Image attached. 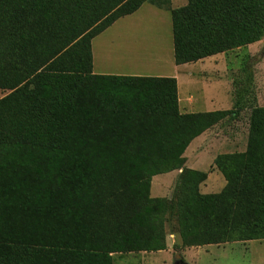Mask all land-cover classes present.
Listing matches in <instances>:
<instances>
[{"label": "trees", "instance_id": "16d2710c", "mask_svg": "<svg viewBox=\"0 0 264 264\" xmlns=\"http://www.w3.org/2000/svg\"><path fill=\"white\" fill-rule=\"evenodd\" d=\"M169 0H0V264H112L114 254L264 240V107L247 147L184 168L189 144L236 110L180 114L174 78L92 73L91 41L143 4ZM174 64L264 35V0H187L170 9ZM175 170L173 195L152 178Z\"/></svg>", "mask_w": 264, "mask_h": 264}, {"label": "rangeland", "instance_id": "374dc122", "mask_svg": "<svg viewBox=\"0 0 264 264\" xmlns=\"http://www.w3.org/2000/svg\"><path fill=\"white\" fill-rule=\"evenodd\" d=\"M186 3L187 0H169V4L158 8L162 9V12H158L152 5L145 3L131 18L119 20L117 23L135 24L144 30V34L163 33L162 37H165L166 28H164V25H168L167 29L171 31L169 10L182 7ZM157 25L159 26L157 27ZM111 34L112 32H108V34H104L108 36H100V40H97L98 42L94 44L95 70L103 67V64L106 63L105 54L109 53V51L114 52L117 49L116 45L111 46L108 43L101 49V46L97 44L101 41H106L108 38L110 42ZM140 38L138 37L137 39ZM162 44L163 42H161L160 47L146 44L144 48L149 52L154 50V53L158 52L161 47L162 49L167 47V45L164 44V46ZM98 51L100 53L105 51L104 58L97 55ZM166 53L168 55L167 50ZM146 62L148 63V60ZM109 64L117 67L118 60H116V57L112 56V62ZM138 66L140 67L141 65L137 64L134 67L138 68ZM198 66H201L198 70L192 66V68L190 67L191 70L188 69L192 71L194 77H189L187 68L180 70L181 79L183 80L181 94L190 93L194 95L196 100L207 98H214L217 101L221 100L223 102V110H236L238 114L235 119L228 120L225 118L220 121L210 129L207 136L209 140L214 138L221 144L223 142L229 143L227 146L229 148L218 150L219 152L229 151L226 154L244 152L247 147L250 111L254 107H264V35L256 43L221 53L215 60H210L208 63L205 62L204 66L200 64ZM114 70L118 71V69ZM6 94V91L0 90V98ZM203 164L204 161H200L199 168H203ZM189 165L191 166V164ZM202 171V173L206 174V179L199 185V192L203 195L221 192L225 187L226 181L216 168L214 161L212 164L206 165ZM177 177L162 175L152 179L151 197L154 198L159 195L157 197L170 199L173 195ZM163 179H167V181H163ZM165 229V250L114 254L112 256V264H174L177 254L180 255L185 264H264V240L195 246L185 251V248H181L176 223L169 221L165 224Z\"/></svg>", "mask_w": 264, "mask_h": 264}, {"label": "crops", "instance_id": "0c3cea01", "mask_svg": "<svg viewBox=\"0 0 264 264\" xmlns=\"http://www.w3.org/2000/svg\"><path fill=\"white\" fill-rule=\"evenodd\" d=\"M142 6L133 14L120 18L119 20H122L125 18H131L132 15L137 13L142 8ZM152 7L156 8L154 6ZM156 9L158 10V12L163 11L162 9H158V8ZM170 19H171V16H170ZM117 21L113 25H111L109 28H107L104 32H102L101 34L93 38L91 41L92 73L93 74L108 75V76H122V77L174 78L177 82L178 110L180 114L209 113V112H215L219 110L223 111V108H222L223 102L221 100L217 101L214 98L196 100L194 95L190 93H185L184 95L181 94V90L183 89L181 87L183 85V80L181 79L182 77L180 75V70L187 68V73L189 77H194L192 74V71H189L188 69L191 70V68L193 67V68H197L198 70L201 67V66H198L199 64L204 66L205 62L208 63L210 62V60H215L218 56H220V54L204 58L194 63H188V64L177 66L174 64L172 27H171V31H169L167 29L168 25H164V28H166V31H165L166 35L165 37H162L163 33L147 35V34H144L143 32L144 30H142L138 25L118 24ZM158 26L159 25H157V27ZM115 30L117 31L115 32ZM108 32L110 33L112 32L110 36V42L108 38L107 39L108 41L107 40L101 41L97 44L101 46V49L104 46H106L107 43L110 44L111 46L116 45L117 49L114 50V52L109 51V53L105 54L106 63L103 64V67H99L98 70H95L94 44L95 42H98L97 40H100L99 39L100 36H108V35H104V34H108ZM136 33L138 34L135 36ZM138 37H141V38L137 39ZM161 42H163L162 45L165 44L167 45V47H165V49H162L161 47L158 52L153 53L154 50L152 52H149L146 48H144V45L146 44L158 45L160 47ZM166 50L168 52V55L166 53ZM98 52L99 53L97 55L101 56V58H104L103 56H104L105 51L102 53H100V51ZM112 56L116 57V60H118L117 67H114L111 64H109L112 62ZM146 60H148V63L146 62ZM137 64H140L141 66L140 67L138 66V68H135L134 66H136ZM119 68H121V70H119ZM114 69H118V71ZM209 132H210V129L205 131L203 134H201L197 138H195L189 144V146L187 147V149L185 150L183 154V157L185 159V162L183 165L184 168L203 172L202 170L204 169V167H206V165L212 164L215 157L218 154H222V153L226 154V152H229V151L219 152L221 149L229 148L227 147L229 143L223 142L221 144L214 138L209 140L207 136ZM200 161H204L203 168H199ZM189 164H191V166ZM180 172L181 170H175V171H172L166 174H161L158 176L168 175L169 177L171 176L177 177ZM158 176H155L152 179L157 178ZM163 181H167V179H163ZM151 187H152V181H151L150 191H151ZM157 196L154 198H159ZM188 248H191V247H188ZM188 248H185V251H187Z\"/></svg>", "mask_w": 264, "mask_h": 264}, {"label": "water", "instance_id": "95a60500", "mask_svg": "<svg viewBox=\"0 0 264 264\" xmlns=\"http://www.w3.org/2000/svg\"><path fill=\"white\" fill-rule=\"evenodd\" d=\"M174 264H185V263H183L179 254L176 255Z\"/></svg>", "mask_w": 264, "mask_h": 264}]
</instances>
